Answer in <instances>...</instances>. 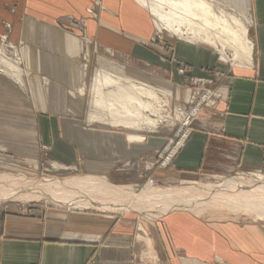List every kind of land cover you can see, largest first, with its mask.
<instances>
[{
	"label": "crops",
	"instance_id": "1",
	"mask_svg": "<svg viewBox=\"0 0 264 264\" xmlns=\"http://www.w3.org/2000/svg\"><path fill=\"white\" fill-rule=\"evenodd\" d=\"M90 1L0 0V70L10 74L14 81V73L10 70L11 64L4 65L1 57L3 51L1 44L4 38L2 24L3 21H7L11 24L8 38L14 42L20 40L23 43V47L11 46L12 58L17 64L16 69L19 70L18 63H22L20 72H29L24 76L23 82L15 81V84L3 78V73L0 74V146L5 145L10 153L27 156L29 152L33 155L32 157H36L33 138V132H36L35 126L38 131L40 128L37 136L44 141L45 132H55V129L51 130L50 126L52 119L57 126L56 130L61 132V136L58 133L57 142L59 143L55 147L57 146L59 150L62 148L64 160V154L67 152L65 147L67 144H72L69 138L76 140L81 143L76 145L80 150V152L76 151L77 157H83V166L85 170H89L82 174L52 177L92 176L99 183H95L94 189H90L91 191L87 194L86 187H83L82 195L85 193L86 197L90 198L111 199L114 196L131 198L132 196L127 192L128 190L131 192L132 187L137 186L144 191L147 187L151 189L153 185L155 186L153 188L158 185L148 184L147 180V183H138L140 180L138 177L128 183L115 182L119 179L118 177L109 181V175L118 173L114 169L115 162L119 159L134 160L135 164L132 167L134 171H138L142 168V155L147 153L148 148L160 145L163 141L162 137L148 138L143 143H131L128 138L140 139L139 135L132 133L126 135L124 131L103 128L87 130L84 127L76 129L75 139L72 134L69 137L65 133L72 132V127L64 121L65 109L69 107L73 112L82 111L85 83L81 79L82 72L78 66L84 45L80 38L57 28L53 23L56 16L62 12L83 14L85 6ZM102 1L110 12H101L99 26L93 18L87 19L88 40L96 42L97 46L99 44L107 47L110 52L115 48L122 54L133 53L155 62L156 58L153 57L157 55L152 56L153 52L146 50L140 53L135 49L136 41L139 38L145 40L151 26V22L146 18L147 12L144 10L146 6L138 0ZM231 1L232 5L242 13L250 8L249 0ZM251 2L252 8L258 4V0H251ZM113 10H117L118 14H114ZM248 30L247 36L251 43L250 60L244 57L236 59L235 62L227 60L234 65L235 71L248 73L235 72L233 76L227 78L225 81L228 83L225 88L227 96H224L216 108L201 109L202 116L197 118L195 124L193 123L196 128H193L180 150L173 156L169 167L163 169L167 174V181L181 180V182L164 187L159 186L160 188L181 186L180 188L192 189L196 187L194 185L199 184L198 186H203L205 189L201 192L206 193L219 183L217 189H214L218 192H216L218 200L219 198L227 200L225 203L222 200V204L217 201L219 205L216 207L204 204L205 208L200 212L199 208L192 210L193 205L173 206L174 208L170 207L156 215L131 208L82 209L76 207H87V205H73L57 200L51 201L56 204H67L69 207L56 208L42 205L20 207L22 205H17L15 208H7L0 206V264H140V258L145 251L147 256L155 257V263L158 256L161 264H264V192L257 196V189L252 187L253 183L264 186V171L253 170L249 173L237 171L236 174L227 175L234 170L256 169L264 163V88H259L258 98L254 102L256 108H254V105L250 104V90L254 88L253 82L241 78V76L252 77L254 74L252 71L254 41L250 38ZM179 38L191 42L201 41ZM261 40L259 36L255 38L256 43ZM186 47L194 49L195 46ZM185 50L179 44L176 46V55L179 58H186L192 66L195 65L196 70H201V67L205 68L208 65L209 59L204 49H199L202 54L200 59H190L188 51L185 52ZM261 50H264L262 45ZM218 52L221 57V51L218 50ZM225 53L230 54V50L226 49ZM262 54L264 57V53ZM221 58L226 60L223 56ZM100 69L112 71V74L114 71H121L111 65H102ZM100 69L97 68L96 72ZM127 69L126 75L147 78L152 84L165 91L170 92L171 88L176 91L173 85L165 84L169 89L165 85H160L162 83L158 84L159 80L156 76L131 74L129 66ZM40 74L47 75L45 85L41 83ZM126 75L122 77L125 78ZM260 77L264 79L263 69L260 71V76H256V78ZM260 83L263 82L256 81L255 85ZM81 86H84V94L78 91ZM113 88L118 90L111 87L112 93H115ZM118 93L119 91H116L115 94L118 95ZM186 96H189V92H186ZM88 105L86 112L88 121L103 120L111 124L104 109L95 101L93 85ZM251 105H253L252 108ZM221 111H227L226 114H228L229 121L225 124L218 121ZM156 124L157 122L144 123L139 128L154 127ZM121 126L123 130L124 125ZM11 136H15L13 141L10 139ZM29 137L32 142L28 140ZM27 141L29 144H25ZM61 161L65 162L63 159ZM163 170L159 169L158 175H161ZM203 173L217 174L220 177H217L214 183L206 178L195 179ZM226 178L230 180L226 181ZM195 180L198 183H194ZM232 180L235 181L232 182ZM223 182H225L224 186ZM230 183L234 188L230 187ZM207 185L208 188H206ZM123 189L127 192H123ZM187 195L191 196V193ZM153 200H156L153 204L157 206V199ZM200 200L204 199L200 198ZM104 209L110 211H104ZM239 214L249 217L236 218ZM140 225L143 226V232Z\"/></svg>",
	"mask_w": 264,
	"mask_h": 264
},
{
	"label": "rangeland",
	"instance_id": "2",
	"mask_svg": "<svg viewBox=\"0 0 264 264\" xmlns=\"http://www.w3.org/2000/svg\"><path fill=\"white\" fill-rule=\"evenodd\" d=\"M211 3V6L213 8V11L216 15L219 16H226L230 18L231 16H235L239 19L241 24L245 29H249V36L254 41V48H253V76L252 77H243L241 78L248 82H253V90H250L251 96H250V104L254 105V102H256L258 98V92L259 88H264V79L256 78V76H260V71L264 70V57L263 54L264 50H261V45L264 48V0H258L257 6H254L252 8V2L249 0L250 8L245 10V13H242L238 8L232 5L231 0H207ZM137 6V5H136ZM146 7L144 10L147 12L146 18L148 21L151 22V26L149 27V30L147 31V36H145V40L138 39L136 41L135 49L139 50L141 52H146V50H149L153 52L152 56L157 55L155 62L152 61V59H145L141 56H137L136 54H122L121 51L117 49H113L111 52L109 49L105 46L96 45V42H91L88 40L87 36V19L93 18L97 25L100 24V16L101 12L103 11H109L110 9L105 6L102 0H91L84 8L83 14H74L72 12H62L59 13L58 16L55 18V22L53 25H55L57 28L64 30L68 33H71L72 35L76 36L77 38H80L82 41V45H84V49L82 50L80 54V62H79V68L82 72L81 79L84 80L85 83V95H84V101L83 105L81 107L82 111L80 113L73 112L69 107L65 109V115H63L65 118V122L67 125H70L72 128L71 133H66V136L69 137L73 135L74 139L76 136V129L77 128H86L87 130L91 128H103V129H109V130H120L124 131L127 134H137L140 139H130L128 140L131 143H143L148 138L153 137H162L163 141L160 145H156L153 148H148L147 153L142 155V168H140L138 171H134L133 165L135 164L134 160H117L115 162L114 169L117 170L118 173H113L112 175H109V181L113 178L114 180L119 178L118 180H115V182H124L128 183V181H132L134 178H139L140 180L138 183L142 182H148L151 181L154 184H157L158 186H166L170 184H178L181 182V180H174L172 182H169L166 180V172L163 170L164 168L169 167L170 161H167V158L174 156L177 154L178 150H180L181 146L184 144L186 138L190 135V133L193 131V128H196L193 126V123L195 124L197 118L201 117V109L202 108H216L220 101L223 100L224 96H227V92L225 91L227 84L225 81L228 77L233 76L236 73H248V72H238L235 71L234 65L231 64L229 61L224 60L220 57V53L218 50L205 42L202 41H186L184 39H181L179 37L184 38L183 36H179L178 34L162 27H159L158 18L159 15L152 14L149 7L145 5ZM256 7V8H255ZM13 9V8H10ZM144 11V12H145ZM151 13H150V12ZM222 12V13H221ZM114 14H118L117 10H113ZM154 20V21H152ZM154 24V25H153ZM3 29H2V35H4L3 41H2V56H5L7 60H9L12 63V66L10 69L13 71L14 81L12 77H10V74L3 73L0 70V74H2L3 78L7 79L12 84H15L16 82H23L24 76L27 75L29 72H20L21 66L23 67L22 63H18L20 65L19 70L15 67V61L12 58V47L13 45H20L23 47V43L18 40L16 42L10 40L8 38V33L11 31V24L7 21H3ZM236 28V26H234ZM176 35H174V34ZM261 37V41L255 42V38ZM91 43V48H90ZM181 44L182 49L185 50V52L188 51V57L190 59H200L201 58V51L199 49H204L205 52L208 55V65L200 69H195V65L192 66V64L183 58H179L176 55V46ZM195 46L193 48H189L186 46ZM151 47V48H150ZM146 48V49H145ZM161 48V49H158ZM188 48V49H187ZM198 48V49H195ZM87 49V50H86ZM3 64H11L10 62H6L4 58H2ZM102 65H111L115 67V69L123 70L122 72H113V74H119L120 76H124L127 73V66L130 67L129 71L132 74L140 73V74H146L151 76H156L157 82L160 85L170 84L176 87V91L173 88H169L167 85V88L170 89L171 93H163L160 92V96L165 99V103L162 105V110H149L151 114L149 115L150 118H157L160 117V120L157 121V124L154 127H142V128H133V127H126L124 126V129H121V125H111L108 123H105L103 121H88L86 119V112L89 108V100L91 98V92H92V83L96 75V69L101 68ZM18 70V72H17ZM126 71V73H125ZM124 73V74H123ZM29 75V74H28ZM244 75V74H240ZM46 77L45 74H40L41 83L46 84ZM19 80V81H18ZM256 81L263 82L262 84H258L257 86ZM154 85V84H153ZM20 85L18 84V87ZM156 86V85H155ZM158 87V86H157ZM90 88V89H89ZM111 88V87H109ZM166 88V87H165ZM114 89V88H113ZM115 90V89H114ZM118 90H115V93ZM186 92H189V96H186ZM89 97V98H88ZM251 105V108L253 107ZM165 106V107H164ZM103 107V106H101ZM160 107V106H159ZM176 108V110H175ZM254 108L256 106L254 105ZM254 110V109H253ZM165 111V112H164ZM260 111V110H259ZM104 112H106L104 110ZM149 112V113H150ZM221 115L218 117V121L221 124H225L229 121L228 114H226L227 111H221ZM156 113V114H155ZM208 113V112H203ZM163 115V116H162ZM165 115V116H164ZM153 116V117H151ZM172 119V120H171ZM256 120V119H254ZM37 120L35 121L36 125ZM39 124V122H38ZM51 130L54 128L55 132H45V140H40L41 138L37 136V132L39 131L35 126L36 132H33V138H34V146L35 147V155L36 157H32V154H17V153H10L6 146L1 144L0 146V152L2 154V159L0 160V187L2 188H9L12 187V185L21 184L27 179H31L32 176L36 178L40 177H52V176H69V175H75V174H82L89 172V170H85L83 166V157H77L76 151L79 150L76 145H81V143H78L76 140L73 141V139L69 140L72 144H67L65 147V151H67L64 154L65 160L63 158V153L61 152V149L55 147L58 140V136L61 132H58L56 130L55 122L50 121ZM244 128V127H243ZM74 131V132H73ZM59 133V134H58ZM72 134V135H71ZM87 134V133H86ZM15 136H11L10 139L13 141ZM68 138V137H67ZM17 139H20L17 137ZM30 137L28 138V140ZM22 141V140H21ZM32 142V140H29ZM19 144V143H18ZM25 144H29L28 141L25 142ZM88 144H86L87 146ZM78 148V149H77ZM132 148V144H131ZM64 151V152H65ZM80 152V150H79ZM173 153V155H171ZM81 154V153H80ZM82 155V154H81ZM60 158V161H59ZM61 159H63L62 162ZM78 166H77V162ZM37 162V163H36ZM66 163V164H65ZM80 164V165H79ZM36 166V167H34ZM123 168V169H122ZM159 169H162L161 175H158ZM253 170H260L264 171V163L256 169H243V170H234L227 175L236 174L238 172H250ZM238 171V172H237ZM120 172V173H119ZM115 176V177H114ZM224 176V175H223ZM217 177H220L217 174H201L200 176H197L195 179H209V180H216ZM112 179V180H113ZM12 184V185H11ZM196 186V185H194ZM198 186V185H197ZM195 188H192L194 192L195 190H200L198 192H201L200 186ZM150 187V186H149ZM153 187V186H152ZM149 190H146L142 194L146 195L147 192L153 191L154 188ZM189 190V189H188ZM191 190V191H192ZM205 190V189H204ZM212 191L216 192V189L212 188ZM192 194V193H191ZM203 194V193H202ZM198 195L197 197L203 198V196ZM109 197V195H107ZM127 198V197H125ZM129 198V197H128ZM52 199L48 200L42 197H39L37 199L32 200H18V199H11V200H0V206L7 207V208H15L17 205L27 206V205H42V206H49V207H69L67 204H56ZM153 199L148 200V202L143 203V206L150 207L153 201ZM155 201V200H154ZM161 203V201L157 200V204ZM140 204V205H141ZM150 204V205H149ZM205 204V203H204ZM203 204V205H204ZM79 205V204H74ZM87 207H76V208H84V209H98L103 210L99 208H93L90 207L91 205L86 204ZM202 204H194L191 206L192 210L203 209ZM206 205L210 206H218L217 203H209ZM141 206V207H143ZM161 206H164L162 204ZM205 206V205H204ZM165 207V206H164ZM183 207V206H182ZM196 208V209H194ZM104 211H110L108 209H104ZM200 212V210H198ZM116 212V211H111ZM249 217V216H248ZM245 215H237L236 218L244 219L248 218ZM149 245V244H148ZM151 246V245H150ZM149 246V247H150ZM154 255L155 252H154ZM142 256V254L140 255ZM139 261L140 264H161L159 257L157 256V263H155V257L146 255V251L143 253V256L140 258ZM154 261V262H153ZM220 264V263H217Z\"/></svg>",
	"mask_w": 264,
	"mask_h": 264
},
{
	"label": "bare ground",
	"instance_id": "3",
	"mask_svg": "<svg viewBox=\"0 0 264 264\" xmlns=\"http://www.w3.org/2000/svg\"><path fill=\"white\" fill-rule=\"evenodd\" d=\"M138 1L143 5H147L149 7L150 11L152 12V14H155V15L157 14L160 16L158 18L159 27L163 26L164 28L178 34L179 36H183L186 39L201 40V41L210 43L213 46H215L216 49L221 51L223 58H225L226 60H231V61L233 60L235 62L236 59H239L241 57H244L247 60H250L251 43H250V40L247 36L248 35L247 29H245L243 27V25L241 24L239 19L235 16H231L230 18H228L226 16L216 15L215 12L213 11L211 3L208 2L207 0H138ZM234 26H236V28ZM226 49L230 50V54L227 55L225 53ZM223 53H225V54H223ZM1 57L4 58L5 61L10 62L9 60L6 59L5 56H1ZM11 66H12V63H11ZM15 67H17L16 63H15ZM111 72L112 71L107 72L104 69L98 70L96 72L95 78H94L93 83H92L95 101L100 106H103L101 108L106 111L105 113H106V116H108V118H109V122L113 125H124V126H128V127L139 128L144 123L154 124L157 121H159L161 116L157 117V118L156 117L150 118L149 115L151 114V112L149 110H152V111L162 110L163 109L162 105L164 103L166 105V102H165V99H163L160 95L163 94L164 92L165 93L166 92L170 93V92L165 91L164 89H161V88L153 85L149 81V79H147V78L146 79L134 78L131 75H126L125 78H123L119 74H115V73L112 74ZM109 87L117 88L119 91L118 95H116L115 93H112V91L110 90ZM105 88H108V89H105ZM78 91L81 94H84V86H81L78 89ZM160 92H162V93L160 94ZM151 117H153V116H151ZM145 126H146V124H145ZM149 127H151V126H149ZM171 155H173V153ZM172 158H173V156L167 158V161L171 160ZM229 180L227 179L226 181H229ZM258 180H260V179H258ZM223 181H225V180H223ZM233 181H235V180H232V182ZM236 181H237V179H236ZM195 182H196V180L194 181V183ZM210 182H213V181H210ZM225 182H223L224 183L223 186L225 185ZM95 183H99V181H96L95 178L92 176H87V177H84V176L72 177L71 176V177H65V178H55V177L36 178V177H32L31 179H27L26 181H24L20 185L15 183L14 185L11 184L12 187H9V188L0 187V200L18 199V200L23 201V200H32V199H37L39 197H42L45 199H52V200L72 203L73 205L74 204H79V205L89 204V205L96 207V208L100 207V208H112V209H115V208L138 209V211H141V212L146 211V212L150 213L151 215H156L158 213H162L163 211H165V210H167L173 206H175V207L180 206V205L181 206L182 205L188 206V205L204 204V203L206 205L209 203H217V201H219V203H221V200H222V198L221 199L219 198V200H218V194L216 195L217 191L214 192L212 190H209V192L206 191V193H204V192H198L200 190L196 189L195 190L196 192H194V190H192L190 188H186V189L180 188L181 186L180 187L168 186L167 188H160L158 186V187L154 188L153 191H150L149 193L147 192L146 195L145 194L143 195L142 194V192H143L142 188H139L137 186L132 187L131 192H130V190H128L129 193L123 189V192L126 191L127 194L132 196L131 198L130 197L125 198L124 196H123V198H120L118 196H116V197L114 196L115 198L112 197L111 199L101 198V197L100 198L99 197L98 198L97 197H91L90 198L88 196H87L88 197L87 198L85 193L83 195L81 194L83 192L82 190H84L83 187L84 188L86 187L85 192L87 194V193H89V191L94 189L93 187H94ZM194 183H193V185H194ZM196 183H198V181ZM203 183H205V182H203ZM203 183H201V184H203ZM261 183H262V180H261ZM148 184H154V183L148 180ZM217 184L219 185V183H217ZM221 184H220V186H221ZM239 184H241V182ZM247 184H248V182H247ZM245 185H246V183H245ZM217 186L215 187V185H214V188L217 189ZM231 186L232 185L230 183V187ZM250 186H252V184ZM153 187H155V186L153 185ZM200 187L203 188L201 190H204L203 186H200ZM252 187L254 189H257V193H256L257 196L259 194H261L262 192H264V186L263 187L258 186L257 183H253ZM118 188H120V187H118ZM206 188H208V185L206 186ZM249 188H251V187H249ZM121 189H119V190H121ZM148 189L149 188L147 187L146 190H148ZM187 189H189V190L187 191ZM225 189H227L226 186H225ZM240 189H243V188H240ZM108 190H110V189H108ZM146 190L144 189V192ZM95 191H96V189H95ZM116 191H118V189ZM121 193H122V191H121ZM188 193H192L191 196H189L190 194L187 195ZM202 193H204V194H202ZM200 194L204 195V197L201 198L204 200H200V197H197ZM107 195H108V193H107ZM261 195H260V197H261ZM119 196H121V195H119ZM263 196H264V193H263ZM191 197H193L194 200ZM253 197H255V196H253ZM142 198L143 199L145 198V199L142 200ZM149 198L157 199V200L161 201V203L164 204L165 207L161 206L162 204H160V203H158L157 206L150 203V204H152L151 205L152 207L151 208L150 207L145 208V206H143V204L145 205V203L148 202ZM235 199L237 200V197ZM239 199H240V197H239ZM261 199L263 200V198H261ZM253 200L251 202H253ZM151 201H154V200H151ZM225 201H227V200H225ZM225 201L222 200L223 203H225ZM229 201L231 202V200H229ZM233 202H235V201H233ZM141 203H143V204H141ZM241 203L243 204V202H241ZM230 205H232V204H230ZM141 206H143V207H141ZM155 206L157 208H155ZM155 209H156L157 213H156V211H154ZM232 209H234V208H232ZM199 210H202V209H199ZM256 213H257V210H256ZM140 227H141V230L143 232V228H142L143 226L140 225ZM148 250L150 251V249H148ZM150 254H151V252H150Z\"/></svg>",
	"mask_w": 264,
	"mask_h": 264
}]
</instances>
